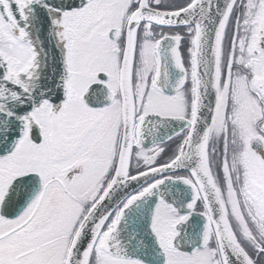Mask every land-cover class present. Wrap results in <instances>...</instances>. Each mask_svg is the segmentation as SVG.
<instances>
[{
    "label": "snow or ice",
    "instance_id": "snow-or-ice-1",
    "mask_svg": "<svg viewBox=\"0 0 264 264\" xmlns=\"http://www.w3.org/2000/svg\"><path fill=\"white\" fill-rule=\"evenodd\" d=\"M0 264H264V0H0Z\"/></svg>",
    "mask_w": 264,
    "mask_h": 264
}]
</instances>
